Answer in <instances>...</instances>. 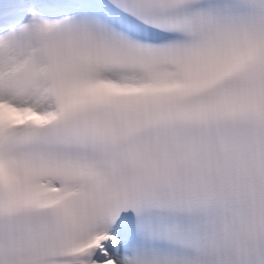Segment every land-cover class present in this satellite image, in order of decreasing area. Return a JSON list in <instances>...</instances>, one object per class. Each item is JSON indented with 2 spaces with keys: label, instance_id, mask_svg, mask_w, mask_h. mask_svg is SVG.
Listing matches in <instances>:
<instances>
[{
  "label": "snow or ice",
  "instance_id": "1",
  "mask_svg": "<svg viewBox=\"0 0 264 264\" xmlns=\"http://www.w3.org/2000/svg\"><path fill=\"white\" fill-rule=\"evenodd\" d=\"M0 264H264V0H0Z\"/></svg>",
  "mask_w": 264,
  "mask_h": 264
}]
</instances>
